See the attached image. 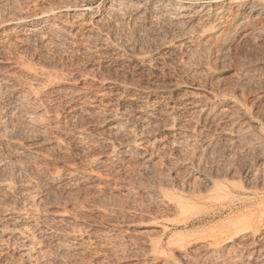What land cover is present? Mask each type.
<instances>
[{"label": "rangeland", "instance_id": "rangeland-1", "mask_svg": "<svg viewBox=\"0 0 264 264\" xmlns=\"http://www.w3.org/2000/svg\"><path fill=\"white\" fill-rule=\"evenodd\" d=\"M124 1L0 0V264H264V12Z\"/></svg>", "mask_w": 264, "mask_h": 264}, {"label": "bare ground", "instance_id": "bare-ground-1", "mask_svg": "<svg viewBox=\"0 0 264 264\" xmlns=\"http://www.w3.org/2000/svg\"><path fill=\"white\" fill-rule=\"evenodd\" d=\"M123 1H124V0H123ZM128 1H129V0H127V2H128ZM130 1H134V2L136 1V2L139 3V0H130ZM140 1H142V0H140ZM244 1H245V0H244ZM121 2H122V1H120L119 3H115V4L113 3L114 10H116V12H115V17L113 16V18L110 19V20H111L110 23H112L111 25H113V26L116 25V24H118V22H120L121 19H122V20H121V22H122L123 19H124V17H125L124 15H122L124 12H126V11L123 12V10H122V9L124 8L125 3L122 2V3L124 4V5H122ZM124 2H125V1H124ZM136 2H135V3H136ZM171 3H172V2H171ZM240 3H241V2H240ZM136 4H137V3H136ZM139 4H140V3H139ZM139 4H138V5H139ZM155 4H156V3H155ZM177 4H178V3H177ZM118 5H119V6H122L123 8H122V7H118ZM127 5H128V3H127ZM127 5H125V6H127ZM133 5H134V4H133ZM153 5H154V4H153ZM170 5H171V4H170ZM175 5H176V4H174V6H175ZM180 5H181V4H180ZM238 5H239V3H238ZM115 6H117L118 8H117V7H116V8L119 9V10H117V9L115 8ZM140 6H141V5H140ZM174 6H173V7L171 6L172 8H171V7H169V8L174 9ZM178 6H179V5H178ZM241 6H242V8H240V7H239V8H240V10L243 9L242 13L240 12L241 14H240L239 16H235V20L233 21V23H231L232 26H233L234 28L241 27V26H243V25L246 24V23H247L246 25H248L249 23H251V22H250V19L255 20L254 18H256V19H257V17L259 18V16H261V15H260L261 12H262V11L264 12V1H263V0H253V1L250 2V3H249V2H246V3L244 2V3H242ZM111 7H112V5H111ZM134 8L137 9V7H135V6H134ZM138 8H139V6H138ZM140 8H141V7H140ZM140 8H139V9H140ZM176 8H177V10H176L177 13H176V15L181 16V18H183L182 20H184V21L187 22L188 24H191L190 26H192V24H194V22H197V20H199V19H200V21L202 22L201 18H199L200 16H198L199 14H198V15L194 14V11H193V13H192L189 9L185 8V6L181 5L179 8L176 6ZM188 8H189V7H188ZM124 10H125V9H124ZM198 10H199V11H198ZM198 10H197V13L200 12V9H198ZM131 11H132V10H131ZM174 11H175V10H174ZM142 12H143V11H142ZM201 12H202V10H201ZM206 12H207V11H206ZM206 12H205V13H206ZM210 12H211V11H209V13H210ZM212 12H213V11H212ZM219 12H220V11H218V13H216V14L209 15V18H210V17H213L214 19H216V17H217V18L219 19V18L221 17V16L218 17ZM127 13H128V12H127ZM127 13H126V14H127ZM130 13H131V12H130ZM133 13H134V12H133ZM133 13H132V14H133ZM168 13H170V10H169ZM173 13H174V12H173ZM195 13H196V12H195ZM203 13H204V12H203ZM203 13H202V14H203ZM207 13H208V12H207ZM209 13H208V14H209ZM214 13H215V12H214ZM132 14H131V16L137 15V16L140 17V15H141L140 12H139L138 10L136 11L135 14H133V15H132ZM138 14H139V15H138ZM143 14H144V13H143ZM220 14H221V13H220ZM238 14H239V13H238ZM238 14H237V15H238ZM171 15H172V14H171ZM262 15H263V14H262ZM108 16H109V15H108ZM110 16H111V15H110ZM126 16H127V15H126ZM137 16H136V17H137ZM172 16H175V15H172ZM178 16H177V19L179 18ZM203 16H204V14H203ZM203 16H202V17H203ZM206 16H207V15H206ZM206 16H204L202 19L204 20V19L206 18ZM111 17H112V16H111ZM109 18H110V17H109ZM128 18H129V20H130V17H128ZM128 18H127V20H128ZM181 18H180V19H181ZM132 19H133V17H132ZM169 19H170V18H169ZM207 19H208V18H207ZM207 19H206V21H207ZM127 20H126V21H127ZM208 20H209V19H208ZM216 20H217V19H216ZM216 20H215V21H216ZM232 20H233V19H232ZM108 21H109V20H108ZM124 21H125V19H124ZM179 21H180V20H179ZM179 21H178V22H179ZM213 22H214V21H213ZM217 22H218V21H217ZM217 22H214V23H217ZM220 22H221V21H220ZM248 22H249V23H248ZM181 23H182V24H186V23H184V22H180V24H179V23H178V24L181 26V25H182ZM203 23H205V21H204ZM206 23H210V21H208V22H206ZM214 23H213V24H214ZM254 23H255V22H254ZM197 24H198V22H197ZM199 24H202V23H199ZM199 24L197 25V27L199 26ZM217 24H218V23H217ZM217 24H215V25H217ZM118 25H120V24H118ZM195 25H196V24H195ZM195 25H194V26H195ZM202 25H203V27H204V24H202ZM210 25H211V24H209V26H210ZM229 25H230V23H229ZM229 25H228V26H229ZM183 26H184V25H183ZM185 26H187V24H186ZM185 26H184V27H185ZM194 26H193V27H194ZM220 26H222V25H220ZM230 26H231V25H230ZM193 27H190V28L193 29ZM195 27H196V26H195ZM201 27H202V26H201ZM256 27H257V26H256ZM256 27H255V28H256ZM185 28H186L185 30L187 31V30H188L187 27H185ZM188 28H189V27H188ZM212 28H213V27H212ZM230 28H231V27H230ZM230 28H229V30H231ZM59 29H60V28H59ZM192 29H191V30H192ZM214 29H215V27H214ZM260 29H261V28H260ZM260 29H255L254 31H251L252 33H251V35H250V33H249V35H250L249 38H251L252 40L254 39V40L257 42L258 37H259V39H261V41L264 42V31H263V30H260ZM57 30H58V29H57ZM60 30H61V29H60ZM60 30H59V31H60ZM189 30H190V29H189ZM189 30H188V31H189ZM191 30H190V31H191ZM210 30H211V29H210ZM216 30H219V29L216 28ZM34 31H35V30H34ZM211 31H212V33H213L214 30H211ZM220 31H221V30H220ZM215 32H217V31H215ZM222 32H224V31H222ZM228 32H229V31H228ZM225 33H226V31H225L223 34H225ZM217 34L222 35L221 32H220V33L217 32ZM220 38H222V37L220 36ZM249 38L247 37V39H249ZM220 40L222 41V39H220ZM228 40H229V36H225V37L223 36V41L220 42V43H222V44H221V45L219 44V45H220L219 52H220V55H221V56L224 54L225 48H226V46H227L226 43L228 42ZM254 40H253V41H254ZM249 41H250V39H249ZM259 41H260V40H259ZM259 41H258V42H259ZM261 41H260V42H261ZM253 43H255V42H253ZM227 44H228V43H227ZM257 44H258V43H257ZM261 44H263V43L261 42ZM255 45H256V44H255ZM263 45H264V44H263ZM218 47H219V46H217V48H218ZM226 51H227V49H226ZM226 51H225V52H226ZM224 55H225V54H224ZM217 56H219V53H218ZM217 58H218L217 60H220V61H221V59H222V58L219 59V57H217ZM223 59H224V58H223ZM223 59H222V60H223ZM239 72H240V71H239ZM241 74H242V73L240 72V75H241ZM214 75H215V74H214ZM6 88H8V87H6ZM1 89H2V88H1ZM2 90H3V89H2ZM4 90H5V89H4ZM1 92H2V91H1ZM4 92H5V91H4ZM2 93H3V92H2ZM2 93H0V95H1ZM2 95H3V94H2ZM3 97H5V96H3ZM0 98H2V96H0ZM2 100H5V98L2 99ZM2 100L0 99V102H1ZM5 101H6V100H5ZM4 103H5V102H4ZM4 103H2V105L0 104V106L5 105ZM8 107H9V106H8ZM8 107H6V109H7ZM2 108L5 109V107H2ZM2 108H1V109H2ZM10 110H11V108H9L8 111H10ZM8 111H7V112H8ZM211 111H212V110H211ZM151 112H152V111H151ZM22 113H23V112H22ZM26 113H27V112H26ZM147 113L149 114V112H147ZM221 113H222V112H221ZM224 113H225V112H224ZM30 114H32V113L30 112ZM150 114H151V113H150ZM7 115H8V114H7ZM10 115H11V114H10ZM10 115H8V116H10ZM23 115H24V113H23ZM23 115H22V116H23ZM25 115H26V114H25ZM34 115L36 116L37 114H34V113H33V116H31V115L28 116V113H27V116H25V117H26V121L28 122L27 124H29V123L32 124L33 122H36V121H37V123H38V121L41 120V119L37 120L38 117L36 116V117H37V119H36V118L34 117ZM221 115H222V114H221ZM221 115H220V116H221ZM230 116L232 117V115H230ZM230 116H229L228 114H226V115H224L223 117H224V119H225L226 121L228 120V121L230 122V121L233 120V119H232L233 117L230 118ZM4 117L6 118L5 115H4ZM25 117H24V119H23V117H22V119L25 120ZM142 117H143V116H142ZM144 117H147V115L144 116ZM223 117H221V118H223ZM234 117H235V116H234ZM235 118H236V117H235ZM3 119H4L3 117H2V119L0 118V122H2V123H0V125L3 124V121H2ZM8 119H9V118H8ZM142 119H143V118H142ZM224 119H222V120L224 121ZM236 119H237V118H236ZM236 119H234V120H236ZM238 119H240V118H238ZM238 119H237V120H238ZM4 120H5V119H4ZM237 120H236V121H237ZM5 121H6V120H5ZM5 121H4V123H5ZM112 121H114V120H112ZM233 122H234V121H233ZM237 122H238V121H237ZM40 123H41V122H40ZM231 123H232V122H231ZM235 123H236V122H235ZM31 124H30V125H31ZM34 124H35V123H33V125H34ZM112 124H113V123H112ZM119 124H120V122H119V121L117 122V120H116V125L110 127V133L113 134V133L119 132L120 129H121V128H118V127H119V126H118ZM121 124H122V123H121ZM37 125H38V124H37ZM125 125H126V124H125ZM121 126H123V125H121ZM223 132H224V131H223ZM224 133H225V132H224ZM222 134H223V133H222ZM80 136H81V135H80ZM222 136H223V135H222ZM224 136H225L226 138H233V133H231V132H230V133H227V132H226V133L224 134ZM234 136H236V135H234ZM79 138H80V137H79ZM110 140H112V139H110ZM76 141H77V140H76ZM80 142H81V141H80ZM107 142H108V141H107ZM0 159H1V158H0ZM3 162H4V161H3ZM1 163H2V161L0 162V171H1V170H4V169H5L4 171H7V170H6L7 168H8V169L10 168L11 171L13 170V169H11V167H10L9 165L4 166L6 163H5V164L3 163L4 165H2ZM9 163H10V162H9ZM14 164H15V163H14ZM10 165H11V164H10ZM22 165H23V164H22ZM22 165H21V164H20V165L17 164V166L15 165V167H16V169L19 171V173H20L21 171H24V169H26V167H22ZM23 166H24V165H23ZM15 167H14V168H15ZM4 171H3V172H4ZM3 172H0V174L3 173ZM7 172H8V175H9V170H8ZM16 172H17V171H16ZM4 173H6V172H4ZM21 173H24V172H21ZM10 174H11V172H10ZM12 174H14V173L12 172ZM12 174H11V175H12ZM15 174H16V173H15ZM6 175H7V173H6ZM0 176H1V175H0ZM3 177H5V176H2V178L0 177V189H2V190H4V191H5V189H6V191L8 190L9 192H13L12 190L14 189V187H13V185H12L11 183H9L10 181H8V179H10V180H12V179L9 178V176H8V178H6V179H4ZM10 177H11V176H10ZM212 178H213V177H212ZM55 180H56V179H55ZM12 181H13V180H12ZM12 181H11V182H12ZM15 181H16V180H15ZM20 181H21V180H20ZM216 183H217V182H216ZM13 184H14V183H13ZM215 185H216V184H215ZM15 187H16V186H15ZM24 187H25V186H24ZM216 187H218V185H216ZM22 188H23V187H22ZM2 190H1V191H2ZM15 190H17V188L14 189V191H15ZM8 191H7V193H8ZM15 192H16V191H15ZM11 194H12V193H11ZM255 197H257V196H255ZM249 198H250V197H249ZM250 200H251V199H250ZM61 219H62V218H61ZM61 219H60V220H61ZM62 221H63V219H62ZM49 229H50V228H49ZM50 230L53 231L52 229H50ZM46 231H47V230H46ZM48 232H49V231H48ZM51 234H52V232H51ZM48 235H50V234H48ZM59 239H60V237H59ZM56 240H57V239H56ZM60 240L62 241V244H63V242L66 241V240H64V239H63L64 241H63L62 239H60ZM61 241H60V242H61ZM58 242H59V241H58Z\"/></svg>", "mask_w": 264, "mask_h": 264}]
</instances>
